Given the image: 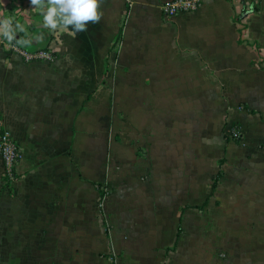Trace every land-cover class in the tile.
Returning <instances> with one entry per match:
<instances>
[{"label":"crops","instance_id":"obj_1","mask_svg":"<svg viewBox=\"0 0 264 264\" xmlns=\"http://www.w3.org/2000/svg\"><path fill=\"white\" fill-rule=\"evenodd\" d=\"M163 1L104 0L73 36L30 0H0L13 30L0 33V132L20 150L12 186L0 157V264H264V69L249 45L264 51V0L171 18ZM112 90L121 139L96 150Z\"/></svg>","mask_w":264,"mask_h":264},{"label":"clouds","instance_id":"obj_2","mask_svg":"<svg viewBox=\"0 0 264 264\" xmlns=\"http://www.w3.org/2000/svg\"><path fill=\"white\" fill-rule=\"evenodd\" d=\"M103 2L104 0H30L33 8L43 11L46 27L53 30L60 27L68 28L72 30L73 36L85 32L89 23L100 22L103 18ZM11 25L10 19L0 20V33L9 40L13 38Z\"/></svg>","mask_w":264,"mask_h":264},{"label":"built area","instance_id":"obj_3","mask_svg":"<svg viewBox=\"0 0 264 264\" xmlns=\"http://www.w3.org/2000/svg\"><path fill=\"white\" fill-rule=\"evenodd\" d=\"M199 6L200 0H165L161 3L160 9L163 16L171 18L178 14L194 12ZM10 50L25 62L54 60V54L48 49L28 51L18 45L12 44ZM232 130L231 137L238 138L240 136L238 130ZM0 157L3 167V181L12 186L18 175L16 168L20 159V150L18 144L5 129L0 132Z\"/></svg>","mask_w":264,"mask_h":264},{"label":"rangeland","instance_id":"obj_4","mask_svg":"<svg viewBox=\"0 0 264 264\" xmlns=\"http://www.w3.org/2000/svg\"><path fill=\"white\" fill-rule=\"evenodd\" d=\"M250 45V48L254 51H256V53L258 54V58L254 59L253 61V64L255 67H258V69H264V51H263V47H262V44H259L258 42H252V43H249ZM111 83H114L115 82V78H116V75L115 74H112L111 75ZM115 92L112 90L111 91V117H112V122H108L107 120L104 122V120L100 119L99 121L95 122L94 123V134L96 136V142H95V147H96V150H109L108 149V145L110 143V141L113 139V138H116L117 140L118 139H121L120 138V134H119V129H118V123H117V120H114L116 117H117V107L114 106V94ZM244 104L242 103H239L235 108L242 111L244 110ZM85 105L82 107V113H84L85 111ZM76 125H79L80 126V129L78 131V135L79 136H86L87 134V129L88 128H91L92 127V124H88L86 123L85 121H82L81 123H76ZM232 128L230 129L229 131V135L231 134V132L233 131L232 129H236V131L238 130V133L240 135V127L237 123H232ZM105 133L106 136L105 138H101V135L102 133ZM231 136V135H230ZM233 138V137H231ZM234 139V138H233ZM235 140V139H234ZM240 140V136L238 137V141ZM79 141H80V148L82 150V146L83 144L86 143V140L85 139H81L79 138ZM76 159H78L79 161L81 160V158L83 157L82 154H80L79 156L75 155L74 156ZM106 160H107V163H109V153L107 154L106 156ZM118 172V170H116V173ZM106 181L108 180V183L110 182L109 181V178L106 176ZM104 182V184L106 185L107 189L110 191V187L108 186L107 182ZM87 193L90 194L89 191H87Z\"/></svg>","mask_w":264,"mask_h":264},{"label":"trees","instance_id":"obj_5","mask_svg":"<svg viewBox=\"0 0 264 264\" xmlns=\"http://www.w3.org/2000/svg\"><path fill=\"white\" fill-rule=\"evenodd\" d=\"M255 7V6H254ZM256 9V8H255ZM244 29V26L242 25L241 27L238 28V33H239V41L240 42H244V40L242 39V30ZM247 43V42H246ZM236 141H238V138H234ZM221 176V171L219 170L218 173L216 174V177L211 185V188L213 189L216 185L217 180L219 179V177ZM105 192L100 191V200L104 197Z\"/></svg>","mask_w":264,"mask_h":264}]
</instances>
